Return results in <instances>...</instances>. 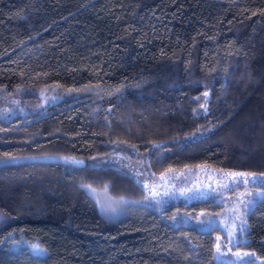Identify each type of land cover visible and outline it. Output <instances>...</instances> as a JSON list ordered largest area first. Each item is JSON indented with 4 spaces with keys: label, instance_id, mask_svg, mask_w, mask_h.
<instances>
[{
    "label": "trees",
    "instance_id": "16d2710c",
    "mask_svg": "<svg viewBox=\"0 0 264 264\" xmlns=\"http://www.w3.org/2000/svg\"><path fill=\"white\" fill-rule=\"evenodd\" d=\"M203 166L264 176V0H0V264H223L140 179Z\"/></svg>",
    "mask_w": 264,
    "mask_h": 264
},
{
    "label": "rangeland",
    "instance_id": "374dc122",
    "mask_svg": "<svg viewBox=\"0 0 264 264\" xmlns=\"http://www.w3.org/2000/svg\"><path fill=\"white\" fill-rule=\"evenodd\" d=\"M47 95L41 94L40 98L46 101ZM33 99V98H31ZM30 100V99H29ZM23 100H13V105ZM29 106L31 105L30 102ZM240 131L239 140L243 143L248 139V134L243 129ZM136 162V159L134 160ZM91 163L94 166H103L105 164H113L118 168L130 172L131 165L135 167L136 163L130 160L129 156L118 155L117 157L107 156L92 159ZM123 163H128L130 166L126 168ZM139 165V164H138ZM243 173L245 176H234L232 174ZM133 174V173H132ZM163 177V179H162ZM156 178L152 183L146 179H140L147 185L149 197L151 201H155L157 208H163L169 204H179L181 206H191L192 204L213 200L214 209H208L204 212L189 209L186 213L180 212L177 215V220L183 225L194 227L202 232H209L216 229L225 236L226 229L233 230L232 239L235 244H228L224 236L220 237L221 250L217 252L215 245V261L223 264L243 263L244 256L238 258L232 250L238 243L245 240L244 234L247 231V215L255 203L264 197V176L254 175L244 172H222L214 171L208 167H198L194 169H185L181 172H169V174ZM247 179L248 183H240ZM102 211L108 218H118L117 210L112 204L106 205L105 199L101 200ZM116 210V211H115ZM116 217H115V216ZM114 216V217H109ZM234 226V227H233ZM216 237V244H217ZM227 245V247H225ZM31 253L37 256H42V249L35 250L30 247Z\"/></svg>",
    "mask_w": 264,
    "mask_h": 264
},
{
    "label": "snow or ice",
    "instance_id": "6c2138e0",
    "mask_svg": "<svg viewBox=\"0 0 264 264\" xmlns=\"http://www.w3.org/2000/svg\"><path fill=\"white\" fill-rule=\"evenodd\" d=\"M205 96L208 95L207 92L204 93ZM234 176H245V174L243 173H236V174H232ZM163 179V177H162ZM249 181L247 179H244L242 181H240V183H248ZM145 187H147V185H145ZM234 227V226H233ZM233 237V230L232 229H226L225 230V239L228 241V244H235V241L232 239ZM225 247H227V245H225ZM216 250L217 252H220L221 250V243H220V237H217V244H216ZM237 257L240 258L241 254L240 253H236ZM244 255H249L247 253H245ZM254 255V254H251Z\"/></svg>",
    "mask_w": 264,
    "mask_h": 264
},
{
    "label": "water",
    "instance_id": "95a60500",
    "mask_svg": "<svg viewBox=\"0 0 264 264\" xmlns=\"http://www.w3.org/2000/svg\"><path fill=\"white\" fill-rule=\"evenodd\" d=\"M257 264H259V263H257Z\"/></svg>",
    "mask_w": 264,
    "mask_h": 264
}]
</instances>
